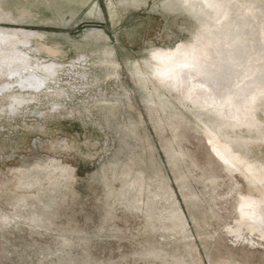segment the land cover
Instances as JSON below:
<instances>
[{
	"label": "rangeland",
	"instance_id": "1",
	"mask_svg": "<svg viewBox=\"0 0 264 264\" xmlns=\"http://www.w3.org/2000/svg\"><path fill=\"white\" fill-rule=\"evenodd\" d=\"M185 1L0 0V30L36 34L15 44L30 66L56 67L33 70L38 90L0 78V264H264V237L245 222L264 216V192L240 174L255 181L239 145L229 154L211 115L182 100L198 79L161 83L150 67L183 44L209 59L200 33L233 36L231 21L264 15V0H227L207 34ZM262 36L261 21L239 66L225 58V91L257 64ZM251 105L263 127L264 97ZM246 143L247 162L264 166V141Z\"/></svg>",
	"mask_w": 264,
	"mask_h": 264
},
{
	"label": "bare ground",
	"instance_id": "2",
	"mask_svg": "<svg viewBox=\"0 0 264 264\" xmlns=\"http://www.w3.org/2000/svg\"><path fill=\"white\" fill-rule=\"evenodd\" d=\"M226 1L214 0L212 3V0H203L201 3L203 10H201L198 8L199 0H186L184 7L195 16L205 18L204 21L202 20L201 26L205 29L203 34H207L206 28H210L214 24H222L220 18L230 15V10L233 6L230 2L224 5ZM256 8L257 17L256 14L252 18L245 15L241 19H233L231 21L232 25L239 29H236V33L233 36L231 35L226 38L224 32L218 33L217 36L207 34L205 35L207 42L202 44L201 42L204 40L200 33L198 43L201 44L200 48L211 54L209 59L203 60L198 52L195 53L189 46L183 44L177 52L166 53L162 50L160 52L156 51L152 55L155 63H152L150 67L153 77L161 83L170 81L171 84H175L176 82L174 80L177 78H183L185 82L191 79H198L199 84L187 92L186 97L182 100L190 103L197 110L195 113L211 115L209 123H203L209 135L229 154L232 155V151H235L233 145H239L240 149L238 148L236 152L237 154L243 155V157L238 162L254 176L255 181L254 179L248 178L249 176L247 177L243 171L240 174L248 182L254 185H261L262 189L260 191L264 192V166L247 162L249 157L242 151L244 144H247L246 141H264V122H262L263 127L260 126L252 117L251 110L253 99L264 97L263 36L261 37L263 44L260 48L263 52L256 58L257 64H253L250 68L251 70H248L247 73L239 74V76L244 75L245 78L243 80H239L238 78L232 80L227 87L228 91L223 89L221 79L225 76L227 68H230L227 66L225 58L229 62L239 66L243 59L241 53V44L243 45L242 39L248 37L249 33L252 34V29L258 26V22H264V20H261L264 16L262 14L263 11L260 6H256ZM208 9H210L209 14L206 13ZM2 18V15H0V20ZM227 23L229 24V22ZM18 33H21L20 35L23 36V40H20ZM29 35L15 30L12 33H6L0 30V78L3 76H17L20 77V81L18 82L19 86L38 90L42 86V79L37 78L33 74V70L40 69L48 77H52L55 74L56 67L54 65H45L41 68L30 66L28 55L18 51L15 47L17 42L23 45L27 44L29 38L36 34ZM258 35H262V33L260 32ZM226 44H237V47L235 50L228 51L225 48ZM208 68L212 71L210 74L208 73ZM230 71H232V68L229 69ZM25 74H28V76H25ZM231 76L234 77L236 75L232 74ZM209 79L213 81L210 82ZM216 84L219 85L217 86ZM214 86H217L215 90L212 89ZM232 86H234L232 91L236 90L235 92H231ZM4 88L6 90L7 86H4ZM243 124L247 126L245 131L248 132V137L244 135V131L240 130ZM219 155L229 171L234 173L238 170V168L231 165L230 159L222 151L219 152ZM262 198L264 201V194ZM250 204L248 202V205ZM245 220L249 225L248 229L252 233L257 232L260 236L264 237V216L257 217L255 213L247 214Z\"/></svg>",
	"mask_w": 264,
	"mask_h": 264
},
{
	"label": "snow or ice",
	"instance_id": "3",
	"mask_svg": "<svg viewBox=\"0 0 264 264\" xmlns=\"http://www.w3.org/2000/svg\"><path fill=\"white\" fill-rule=\"evenodd\" d=\"M186 66V65H185Z\"/></svg>",
	"mask_w": 264,
	"mask_h": 264
}]
</instances>
